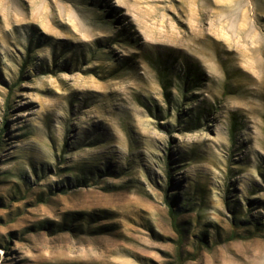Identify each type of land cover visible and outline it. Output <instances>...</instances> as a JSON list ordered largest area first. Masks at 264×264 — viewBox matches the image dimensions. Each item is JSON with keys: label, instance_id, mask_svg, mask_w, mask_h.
<instances>
[{"label": "rangeland", "instance_id": "obj_1", "mask_svg": "<svg viewBox=\"0 0 264 264\" xmlns=\"http://www.w3.org/2000/svg\"><path fill=\"white\" fill-rule=\"evenodd\" d=\"M177 252L264 264V0H0V264Z\"/></svg>", "mask_w": 264, "mask_h": 264}, {"label": "trees", "instance_id": "obj_2", "mask_svg": "<svg viewBox=\"0 0 264 264\" xmlns=\"http://www.w3.org/2000/svg\"><path fill=\"white\" fill-rule=\"evenodd\" d=\"M168 211H169V218H170V221L172 223V227L174 228V230L176 231L177 235H178V241H177V251L181 248V231H179V228H178V225H177V213L176 211L173 209V207L171 205H168ZM65 229V226H59L58 230L60 231H63ZM237 231H236V228L234 227V230H233V233H231V236H229V240L230 241H234L235 239H251L253 237H255L256 234H259V230H256L253 234H251L250 236H246V237H239L236 235ZM202 242H199L198 244V250L201 249L202 247ZM196 250V251H198ZM196 254L194 253V256ZM176 257H177V260H178V264H182V259H181V256L178 254V252L176 253ZM186 261V260H185Z\"/></svg>", "mask_w": 264, "mask_h": 264}]
</instances>
